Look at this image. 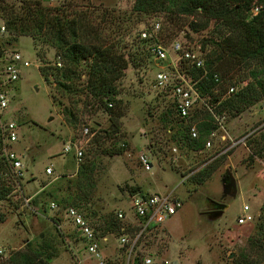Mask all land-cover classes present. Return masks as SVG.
I'll return each mask as SVG.
<instances>
[{"label":"rangeland","instance_id":"1","mask_svg":"<svg viewBox=\"0 0 264 264\" xmlns=\"http://www.w3.org/2000/svg\"><path fill=\"white\" fill-rule=\"evenodd\" d=\"M8 1L19 4L18 0ZM43 1L70 14H84L99 34L97 43H114L127 66L115 81L113 99L101 103L100 97L86 95L89 59L79 63L74 81L77 91L70 92L57 84V73L62 71L57 68L63 64H55L60 55L54 47L36 45L28 35L12 41L10 47L31 63L21 68L20 77L8 91L7 111L16 121L17 132L11 148L20 156L22 173L0 165V178H7L9 184L7 195L0 199V262L29 244L42 248L46 243V254L52 253L49 264H92L76 226L64 214L65 207L79 208L93 225L98 215L115 217L119 209L126 213L124 221L136 222L130 210L132 192L175 188L183 200L182 207L140 236L136 245L140 256L150 255L152 264H174L175 260L177 264H264V245L252 243L258 236L257 222L262 219L264 201V150L253 149V140L264 131L259 100L235 115L225 113L224 124L235 143L217 136L211 146L194 150L175 138V130L193 119L178 116L170 90L155 85L156 67L170 63L176 56L174 41L199 46L206 60L213 47L209 39L218 40L225 31L221 19H211L205 28L193 30L190 23L197 16L178 12L181 0H166L161 10L149 11L134 8L136 0ZM252 4L240 10L245 20L252 16ZM157 41L166 45L167 60L159 62L154 57L152 45ZM39 46L45 53L43 59ZM42 68L47 71L48 81ZM253 72H257V78ZM262 74L264 66L245 61L230 69L219 86L232 82L244 85L258 81ZM65 108L72 110L73 117L63 113ZM110 110L122 111L115 133L108 131L112 125ZM84 127H88L86 133ZM69 140L82 150L80 158L73 148L63 152ZM141 153L150 158V170L143 167ZM87 160L93 161V169L88 172L89 196L75 205L69 192H75L78 181L80 185L86 183L83 173L77 170ZM206 164L216 168L191 189L187 178ZM50 165L53 172L47 174ZM227 169L236 179L234 194L224 191ZM208 198L225 203L220 214L211 212L218 206L210 204ZM51 202L58 204V209ZM244 203L249 205L253 220L238 225L236 218L243 212ZM103 242L110 244L104 248L109 264L110 260L126 264V254L115 237L109 236ZM128 264L136 263L129 260Z\"/></svg>","mask_w":264,"mask_h":264},{"label":"trees","instance_id":"2","mask_svg":"<svg viewBox=\"0 0 264 264\" xmlns=\"http://www.w3.org/2000/svg\"><path fill=\"white\" fill-rule=\"evenodd\" d=\"M18 1L19 4L15 1L0 0V16L5 21L8 41L12 42L21 35H28L36 45L47 43L54 47L63 64L57 68L62 70L57 73V84L70 92L77 91L74 81L78 75L79 63L84 59H89L88 77L85 83L86 95L100 97L101 103L113 99L117 92L115 81L122 76L127 66V60L121 53L116 52L114 43H97L99 34L88 24L84 14L67 13L64 8L51 6L43 0ZM253 1L260 4L261 8L250 19L245 20L240 10H246ZM165 2L166 0H136L134 8L145 11L161 10ZM177 11L197 16L196 20L190 23L193 30L205 28L211 19L222 21L221 24L225 31L218 40L209 39L213 47L204 60L207 71L196 84L201 93L210 95L208 99L215 112L219 115H225V113L235 115V112L242 111L248 105L264 98L263 74L258 77V81H250L240 86L232 82L221 88L223 80L220 84H216L212 76L214 72H217L222 79L235 65H240L245 61L253 60L257 65L264 66V0H181ZM42 49V46H39L38 53L43 59L45 53ZM224 62L227 63L226 67L221 65ZM42 69V75L45 81H48L47 71ZM202 72L201 68L190 69L194 78L199 77ZM253 75L257 78V72H253ZM230 84L236 85L237 89L224 95ZM63 113L68 118L73 117L70 109L65 108ZM109 113L112 125L108 131L115 133L119 128V117L122 111L110 110ZM191 118L193 120L185 122L175 130V133H178L175 138L182 140L188 148L201 149L205 145L207 136L217 125L211 112L204 106L196 107ZM192 122L196 124V137H191L189 133V126ZM1 141L0 132V146ZM253 141L255 152L264 150V131L260 133L259 139ZM0 165L10 166L4 155L0 156ZM215 168V165L206 164L189 176L187 179L191 184V189L194 190L203 183ZM92 169L93 161L87 160L79 164L77 171L79 174L83 173L86 183L80 185L81 182L78 181L75 192H69L71 195L68 197L75 205L83 199L87 200L89 196L91 176L88 172L91 173ZM5 171L8 175V170ZM0 177L3 176L0 175ZM6 179L0 178V199L4 198L9 191ZM261 216L262 219L257 222L258 236L252 240V243L259 246L264 245V201L261 206ZM95 222L97 223L95 226L103 232L108 229L117 230L120 225L116 215L114 217L109 214L98 215ZM45 249H47L46 243L42 245V248L29 244L24 250L13 251L0 264H49L52 253L46 254ZM110 264H121V262L110 260Z\"/></svg>","mask_w":264,"mask_h":264},{"label":"built area","instance_id":"3","mask_svg":"<svg viewBox=\"0 0 264 264\" xmlns=\"http://www.w3.org/2000/svg\"><path fill=\"white\" fill-rule=\"evenodd\" d=\"M260 8V4H252L251 15L257 13ZM6 34L5 21L0 16V132L2 134L0 153L4 155V158L17 174H20L22 173L20 170L22 167L20 156L11 148V143L17 140V132L16 121L10 118L7 111L9 104L8 91L10 84L20 77L21 68L30 65L31 62L20 51L10 47L12 42L8 41ZM143 35L146 36V32ZM172 48L176 56L172 60L170 59L171 61L169 60L170 63L156 67L155 85L170 90L174 97V108L177 115L181 118H189L196 107L204 106L211 112L217 126L207 136L205 147L211 146L213 138L217 136H220L222 139H230L228 129L224 124V115H219L215 112L212 104L209 102L208 95L201 93L196 85L199 78L207 71L202 50L199 46H190L179 40L172 43ZM152 53L159 62L168 58L166 45L161 41H157L152 45ZM55 64L57 66L62 65L60 56H57ZM191 68H201L203 72L199 77L194 78L190 73ZM212 76L216 84L222 82L217 72H214ZM236 89V85L230 84L224 95L230 94ZM258 106L264 111V98L258 101ZM87 131L88 127H84V132L86 133ZM189 133L191 137L197 136L196 124L193 122L189 126ZM230 140L235 143L232 138ZM72 148L75 150L77 158H80L82 150L75 142L69 140L63 145L62 150L63 152H67ZM139 158L145 169L150 170L152 168L151 160L147 155L141 153ZM52 172L53 168L50 165L46 168V173ZM174 189L151 192L136 190L132 192L129 200L130 210L137 221H124L126 213L119 209L116 212V217L119 221L122 220V222L120 221L117 230L108 229L104 232L99 228L96 230V226L88 221L83 215L82 210L73 205H69L63 210L66 218L76 226L79 237L82 239L83 248L93 260L92 264H109L104 253L105 244L109 243L103 242L109 236L115 237L119 241L120 247H123L126 254V264H128L129 260L136 264H152L153 260L150 255L140 256L138 254L140 252L137 253V241L141 235L171 217L182 207L183 200ZM51 205L58 209V204L55 202H51ZM242 209L243 212L236 218L238 225L248 224L253 220V215L249 212V205L247 203L243 204ZM2 252L3 247L0 246V253Z\"/></svg>","mask_w":264,"mask_h":264},{"label":"water","instance_id":"4","mask_svg":"<svg viewBox=\"0 0 264 264\" xmlns=\"http://www.w3.org/2000/svg\"><path fill=\"white\" fill-rule=\"evenodd\" d=\"M226 172H227V174H226L225 179H224V181H225V183H224L225 184L224 185V191L225 192L232 191L233 194H234L236 192V190H237L235 176L233 175V173L229 169H227ZM213 201L216 202L215 204L218 207L215 208L214 210H211V212H213L214 214H220L221 211L223 210V207L225 206V203L218 202L216 200H213ZM174 264H177L176 260H175Z\"/></svg>","mask_w":264,"mask_h":264},{"label":"flooded vegetation","instance_id":"5","mask_svg":"<svg viewBox=\"0 0 264 264\" xmlns=\"http://www.w3.org/2000/svg\"><path fill=\"white\" fill-rule=\"evenodd\" d=\"M212 199H214V198H208V201H209L210 204H212L214 207H216V206H217V205L215 204L216 202H214ZM215 200H216V199H215ZM216 201L221 202V200H216ZM212 210H214V209H212Z\"/></svg>","mask_w":264,"mask_h":264}]
</instances>
